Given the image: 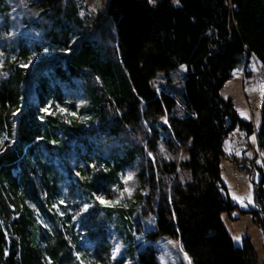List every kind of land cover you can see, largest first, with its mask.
<instances>
[{
  "label": "trees",
  "instance_id": "16d2710c",
  "mask_svg": "<svg viewBox=\"0 0 264 264\" xmlns=\"http://www.w3.org/2000/svg\"><path fill=\"white\" fill-rule=\"evenodd\" d=\"M9 2L15 18L4 7L0 17V264H160L154 246L132 245L126 237L122 253L112 258L110 231L91 227L98 212L103 210L105 226L104 218L113 215L95 195L111 185L120 188L124 167L135 159L140 188L147 190L142 210L155 216L149 235L177 238L191 264H258L251 238L236 245L223 223L235 204L221 183L220 162L229 159L224 141L230 132H254L264 171V97L255 130L220 91L252 56L264 66V0H211L209 13L205 0H106L86 22L72 0ZM42 16L54 25L44 33L43 49ZM51 51L69 53L24 67ZM48 63L57 67L49 76L43 71ZM180 65L181 115L174 96L151 82L157 71ZM73 78L89 100L88 119L70 122L64 113H41L64 101L57 79ZM187 141L186 160L160 147ZM241 163L234 165L245 169ZM179 166L189 169V181L180 179ZM262 183L255 206L242 213L264 236ZM60 196H74L72 207L95 202L75 226L70 212L54 208ZM119 216L117 225L124 218Z\"/></svg>",
  "mask_w": 264,
  "mask_h": 264
},
{
  "label": "rangeland",
  "instance_id": "374dc122",
  "mask_svg": "<svg viewBox=\"0 0 264 264\" xmlns=\"http://www.w3.org/2000/svg\"><path fill=\"white\" fill-rule=\"evenodd\" d=\"M70 1V0H65ZM78 5V17L82 21L86 22L90 18H94L99 15L102 11L106 0H72ZM211 0H205V8L207 13H209V5ZM1 7L7 8V14L11 18L14 17V10L11 7L9 0H0V17L1 19L5 17V14H1ZM66 6L64 5V8ZM50 14V13H49ZM61 17L65 19L67 15L63 12ZM10 18V19H11ZM12 20V19H11ZM10 20V21H11ZM41 49H43L46 43L43 40L44 33L49 34L51 28L54 27L53 23L49 16H42L41 18ZM210 21V20H209ZM208 20L206 21V23ZM208 24V23H207ZM90 26V31H91ZM210 35V31L208 33ZM76 43V40L73 41V44ZM34 53V49L32 48ZM69 51H57V52H43L41 55H35L30 60L29 67L34 68L38 63L52 60V58L59 55H66ZM54 63V62H52ZM62 62L61 66H63ZM249 72H243L245 77H243V83L241 78L237 81V87L233 89L232 97L239 98L243 105L244 115L253 120L255 123L260 122V106L262 98L264 97V87L260 84V78L264 75V66L252 56L247 64ZM57 70L56 64L53 66L51 63H48L44 68V73L49 76L54 74V71ZM234 72V71H233ZM241 74V75H243ZM243 75V76H244ZM183 78H184V67L182 65L165 71H157L155 76L152 78V85L160 91V88L165 89L168 93L174 96L178 103V114H182V104L184 102V87H183ZM61 87L62 93L64 94V101L55 103V107L50 106V113H62L59 111L60 108H66L67 116L66 119L72 122L75 119V122L85 120V117L88 118L90 112H87V109L90 106L88 98L84 95V91L79 82L73 78L68 81H61L57 79ZM225 93V92H224ZM75 112L77 115L74 117L70 113ZM253 137L255 139H253ZM239 138L243 139V144L238 147L237 152H233V146L235 141ZM230 147L224 146V152L227 155L236 153L238 157L241 158V164L244 162L245 169L237 167L232 163V160L227 158H222L220 162L221 166V183L225 187V192L235 204V208L230 214L224 213L222 215V220L227 230L232 235L235 240V244L239 245L241 239L244 236H249L254 240V242L261 247L259 238H262V231L260 228L255 225L252 221L250 214L242 213V210L249 209L255 206L254 197L256 186L259 185L263 179L262 188L264 190V171H262V161H261V152L257 147L255 133L248 134L244 133L243 136H233L230 139ZM189 141L182 144H170V143H161V150L167 155L175 158L177 161L188 159L187 147ZM228 148V149H227ZM228 150V151H227ZM101 151H104V148L101 147ZM106 154V152L104 153ZM139 171H140V162L138 159H135L131 164H128L124 167L120 181L122 186L117 188L116 185L109 186L107 193L103 194L105 199L112 201L109 205H101L99 207H106L107 209L112 210V217L110 220H106V226L103 223V210L98 212L97 217L94 222L91 223L92 229H99L100 227H106L111 236L109 238L111 242L110 254L112 258L118 257L122 253L124 245L123 241H131L132 245L144 246L150 244L158 250V260L160 264H191L189 257L184 253L180 247L179 241L177 238L172 237L167 234H158L156 236H151L148 233L156 229L155 216L151 212H144L142 210V197L145 196L147 190L140 188L139 180ZM180 179L183 181H189L191 179V173L188 168L183 166L178 167ZM132 176L131 180H128V176ZM127 188L130 191L125 192L124 189ZM115 189V191H113ZM84 199V198H83ZM74 196H69L68 199L60 196L53 202L54 208L59 214H64L65 211L70 212L71 220L74 221L75 226L80 224V217L91 209L92 203L95 202V199L90 202L78 203L77 206L72 207L68 203H77ZM68 206H65V205ZM89 205L87 211L84 210V205ZM62 206H65L66 209H63ZM119 211L122 213V224L117 225V218L119 219ZM117 214H116V213ZM39 213V212H37ZM95 211L92 210L89 213L88 220L90 216H94ZM97 214V213H96ZM40 222L45 226H49V222L45 220L43 214H39ZM238 218V219H236ZM118 226V229H117ZM124 231H122V228ZM122 238V239H121ZM251 239V240H252ZM123 240V241H122ZM253 242V241H252ZM254 244V243H253ZM261 260H264L263 255H260ZM262 262V261H261ZM78 264H82L79 262ZM84 264V263H83ZM124 264H128V261H125ZM260 264V260L258 261Z\"/></svg>",
  "mask_w": 264,
  "mask_h": 264
},
{
  "label": "crops",
  "instance_id": "0c3cea01",
  "mask_svg": "<svg viewBox=\"0 0 264 264\" xmlns=\"http://www.w3.org/2000/svg\"><path fill=\"white\" fill-rule=\"evenodd\" d=\"M243 72H249V70H248V68H247V66H246V68L245 69H243V70H240V71H234L233 72V74H232V78H231V80H229V81H227L225 84H224V86L222 87V89H221V91H220V93H221V95L224 97V98H230L231 99V101L233 102V105H234V107L236 108V110L238 111V113H239V115L241 116V117H243L244 119H247V120H250L249 118H247L245 115H244V112H243V105H242V102H241V100L239 99V98H234V97H232V92H234L233 91V89H235L237 86V81H239L240 80V78H241V82L243 83V77H245V75L243 74ZM241 74H243V75H241ZM245 79H246V77H245ZM225 92V93H224ZM251 121V120H250ZM252 123H253V125H254V128H255V130L257 129V127H258V125H259V123L257 124V123H255L253 120H252ZM243 134H244V132L243 131H240V130H234V131H232V132H230L228 135H227V138L225 139V141H224V146H228V147H230V144H231V138H233V136H236V135H239V136H243ZM248 136V135H247ZM228 149V148H227ZM228 151V150H227ZM225 154H227L226 152H225ZM236 219H238V218H236ZM227 228V227H226ZM232 236V235H231ZM233 238V237H232ZM252 239V238H251ZM234 240V239H233ZM259 242L261 243V247H263V249L262 250H260L261 248H260V246L259 245H257L255 242H254V240L252 239V241H253V243H254V245H255V247H256V249H257V252H258V257H259V260H260V264H264V260H261V257H260V255L262 254L263 255V258H264V236L262 235V238L260 237L259 238ZM235 241V240H234ZM262 261V262H261Z\"/></svg>",
  "mask_w": 264,
  "mask_h": 264
},
{
  "label": "snow or ice",
  "instance_id": "6c2138e0",
  "mask_svg": "<svg viewBox=\"0 0 264 264\" xmlns=\"http://www.w3.org/2000/svg\"><path fill=\"white\" fill-rule=\"evenodd\" d=\"M29 66H30V65H24V67H29ZM49 108H50V106H45V107L41 108L40 111H41V113L47 115V114H50V112H49ZM59 111L62 112V113H66V114H67V111H68V110H67L66 108H60ZM70 114H71L72 116H74V117L77 115L75 112H72V113H70ZM41 119H43L42 116H41ZM87 119H88V118L85 117V120H87ZM38 139H39V138H38ZM253 139H255V138L253 137ZM89 167H90V168H95L96 165H95V164H90ZM77 175H79V173H77ZM127 179H128V180H131V179H132V176H131V175L128 176ZM113 191H115V189H113ZM124 191H125V192H128V191H130V190L127 189V188H125ZM95 199H96V201H97L99 204H101V205H109V204L112 203V201H109V200L105 199V197H104L103 194L95 195ZM88 208H89V205L85 204V205H84V210L87 211Z\"/></svg>",
  "mask_w": 264,
  "mask_h": 264
},
{
  "label": "built area",
  "instance_id": "2783aa9c",
  "mask_svg": "<svg viewBox=\"0 0 264 264\" xmlns=\"http://www.w3.org/2000/svg\"><path fill=\"white\" fill-rule=\"evenodd\" d=\"M260 84L262 85V87H264V75L261 76L260 78ZM243 144V139L239 138L235 141V145L232 147L233 152H237L238 147ZM228 156H230V159L232 160V163H236L237 161H240L241 158L237 156L236 153H232L229 154Z\"/></svg>",
  "mask_w": 264,
  "mask_h": 264
}]
</instances>
